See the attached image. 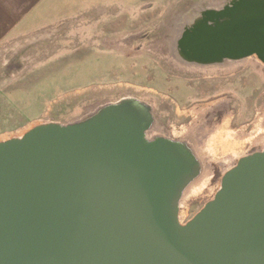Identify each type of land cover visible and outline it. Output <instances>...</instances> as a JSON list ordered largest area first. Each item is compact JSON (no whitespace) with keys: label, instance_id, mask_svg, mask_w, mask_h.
Wrapping results in <instances>:
<instances>
[{"label":"water","instance_id":"1","mask_svg":"<svg viewBox=\"0 0 264 264\" xmlns=\"http://www.w3.org/2000/svg\"><path fill=\"white\" fill-rule=\"evenodd\" d=\"M182 25L173 50L188 63L264 64V0L200 7ZM154 123L125 97L0 140V264H264V149L181 223L201 164L186 141L148 138Z\"/></svg>","mask_w":264,"mask_h":264},{"label":"rangeland","instance_id":"2","mask_svg":"<svg viewBox=\"0 0 264 264\" xmlns=\"http://www.w3.org/2000/svg\"><path fill=\"white\" fill-rule=\"evenodd\" d=\"M225 1L177 0L160 14L128 21L131 29L114 34L95 32L102 27L108 31L112 22L104 20L102 26V21H89L88 28L66 30L68 35L52 29L5 42L0 46V136L10 138L32 123H69L125 97L150 104L155 133L171 136L175 129L179 135L169 137L191 142L196 152L227 116L235 134L239 129L249 133L259 121L264 125V64L255 55L188 67L172 47L179 21L197 7H218ZM261 131L253 145L246 142V150L224 158L226 162L198 154L202 165L212 169V184L220 187L226 167L264 149ZM216 191L192 201L182 221L191 219Z\"/></svg>","mask_w":264,"mask_h":264},{"label":"crops","instance_id":"3","mask_svg":"<svg viewBox=\"0 0 264 264\" xmlns=\"http://www.w3.org/2000/svg\"><path fill=\"white\" fill-rule=\"evenodd\" d=\"M176 1L0 0V46L7 41L33 37L52 29H61L68 35L66 30H82L83 25L88 28L89 21H102V26L104 20L113 23L106 32H102L103 27L96 29L97 34L119 33L122 29H131L128 21L145 19L155 12L160 14L167 4ZM60 21H66L65 26L57 24Z\"/></svg>","mask_w":264,"mask_h":264},{"label":"bare ground","instance_id":"4","mask_svg":"<svg viewBox=\"0 0 264 264\" xmlns=\"http://www.w3.org/2000/svg\"><path fill=\"white\" fill-rule=\"evenodd\" d=\"M183 23H184V20L182 19L181 21H179L176 24L175 31H174V36H176L178 34L181 26H183L182 25ZM174 41H175V38H174ZM174 41H173L172 47H174ZM225 64L226 63H224L223 65H225ZM186 66H188V67H195V66H197V67H200V68H205L206 67V65L193 64V63L186 64ZM235 66H237V65L235 64ZM214 101L212 102V104L214 103ZM220 101L222 102V100H220ZM200 107H202V106H200ZM194 110H196V109H194ZM193 112L195 113V111H192V113ZM186 113H187V111H186ZM189 113H191V112H189ZM199 113H200V111H199ZM262 118H264V117H261V119ZM259 119L260 118H258V120ZM259 122H261V121H259ZM259 122H256L255 123V125L253 126L252 130L249 133L246 134V133H244V131H242V130L239 129V132H238L239 134H235L236 132L234 131L235 133H233V131L230 130V128H229L230 116H227L220 123V125L215 128L213 134L210 135L211 138L207 141V143L205 144V146H201V147L200 146H197V152L194 150L191 142H188V144L192 147V149L195 152V154L197 155L199 161H200L199 156L200 157H203V155L205 156L207 154H210L213 159H218V160H221V159L224 160V158L227 159L228 157H233V156L235 157L236 155H239V154L242 153L243 146H246V145H244V144H246V142H249L250 143L249 145H251L254 142V140H257V138L254 137V136H256L259 133H262L261 130H264V125H260ZM262 123H264L263 120H262ZM36 124L37 123H35V124L32 123L30 126L29 125L28 126L30 128V127H32V126H34ZM29 128H27L26 130L21 131V132H19L17 134H13L11 137L21 136ZM153 130H154V126L149 131V134L148 135H150V132L153 131ZM172 132H173L172 133L173 135H171V136L170 135H167V136L168 137L170 136V137H173L174 138L177 135H179V132L176 131L175 129H173ZM152 135H154V134H152ZM8 137L9 136H7V138ZM7 138L4 135L3 136H0V140H4V139H7ZM262 148H264V147H262ZM219 151L222 153L223 156L218 157L217 152H219ZM198 154H199V156H198ZM200 164H201V171H200V173L185 188V190H184V192H183V194L181 196L180 202H179V207H180L179 218H180L181 223H184L182 221V216L185 215V214H187V212L189 210L190 204L193 203L192 201H194L195 199L197 200V198L202 197V196H210L211 194H213V192L215 190H218V188H219L218 182L216 184H212V182H211L212 181L211 179H213V178H212V169H211L210 165L208 163H205L204 165H202L201 161H200ZM202 166H204V167H202ZM231 167H228V168L226 167V169H224V171H227Z\"/></svg>","mask_w":264,"mask_h":264},{"label":"built area","instance_id":"5","mask_svg":"<svg viewBox=\"0 0 264 264\" xmlns=\"http://www.w3.org/2000/svg\"><path fill=\"white\" fill-rule=\"evenodd\" d=\"M153 127V126H152ZM152 127L146 132V136L148 137V138H153V137H155V136H158V135H162L161 133H155L154 135H148L149 134V131L152 129Z\"/></svg>","mask_w":264,"mask_h":264},{"label":"flooded vegetation","instance_id":"6","mask_svg":"<svg viewBox=\"0 0 264 264\" xmlns=\"http://www.w3.org/2000/svg\"><path fill=\"white\" fill-rule=\"evenodd\" d=\"M152 134H155V130H153V131L150 132V135H152Z\"/></svg>","mask_w":264,"mask_h":264}]
</instances>
